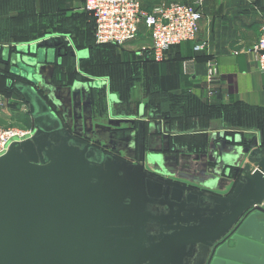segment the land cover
Segmentation results:
<instances>
[{
    "label": "water",
    "instance_id": "1",
    "mask_svg": "<svg viewBox=\"0 0 264 264\" xmlns=\"http://www.w3.org/2000/svg\"><path fill=\"white\" fill-rule=\"evenodd\" d=\"M20 58L34 134L0 156V264H264V147L222 153L228 170L248 156L224 198L173 183L144 168V106L133 164L70 134L42 96L62 108L40 75L54 61Z\"/></svg>",
    "mask_w": 264,
    "mask_h": 264
},
{
    "label": "crops",
    "instance_id": "2",
    "mask_svg": "<svg viewBox=\"0 0 264 264\" xmlns=\"http://www.w3.org/2000/svg\"><path fill=\"white\" fill-rule=\"evenodd\" d=\"M200 8L202 19L195 41L170 48L165 61L156 63L142 52V48L151 45L149 32L143 24L139 26L138 41H133L124 49L142 45L143 38L148 40L147 47L128 49L125 55H132L140 60L143 68L146 66L147 79L155 88L175 96L186 93L205 105L229 109L231 113L247 112L248 118L254 112L258 113L261 126L253 122L245 126L227 125L224 118H209L204 130L193 128L181 132L177 129L181 120H175V129L172 130L166 116L157 115L161 117L158 119L146 110L147 100L140 89L139 93L135 89L134 94L127 95L114 91L116 89L112 88L109 77L86 70L89 69L87 63L95 61L93 57L100 49L91 48L93 27L84 10V0H0V61L11 58L17 47L25 44L38 46L42 43L43 49L52 46L61 53L68 52L71 56L69 67L82 76V82L103 79L101 82L105 83L106 90L103 93L84 86L76 89L74 83L69 84L66 79L67 64H45L40 75L46 78L47 83H55V95L61 100V107H87L84 119L89 118L92 128L114 129L117 126L131 128L137 119L138 106L144 105V116L148 121L146 155L154 158L146 161V171L152 173L158 168L161 172L157 177L224 198L234 188L248 156H242L239 164L228 170L226 166L217 167L221 164L222 153H235L234 147L246 148L253 143L264 147V75L249 52L264 24V0H203ZM201 42L206 44L205 50L196 53L194 46ZM81 50L85 52L83 56L78 54ZM60 59L62 57L57 58L58 61ZM186 59L195 60L193 76L182 72V61ZM208 59H215L221 79L213 88V96L209 95L212 88L206 82L205 62ZM123 65L126 67L127 63ZM130 73L135 72H125L126 76ZM60 81L61 85L56 84ZM109 90L114 96L112 99L107 97ZM115 93L122 101H118ZM14 100L22 108L13 114L29 117L23 110L27 105L21 102L20 97L16 95ZM97 107H103V111L99 112ZM121 115L129 116L118 118ZM79 117H82L81 114ZM191 120L196 125L200 121L199 118ZM213 178L217 179L216 185L207 187L206 184Z\"/></svg>",
    "mask_w": 264,
    "mask_h": 264
},
{
    "label": "built area",
    "instance_id": "3",
    "mask_svg": "<svg viewBox=\"0 0 264 264\" xmlns=\"http://www.w3.org/2000/svg\"><path fill=\"white\" fill-rule=\"evenodd\" d=\"M203 0H191L190 3H170L153 12H145L139 0H84V10L93 20V37L96 45L121 46L133 41L143 24L149 32L151 45L142 48L152 61L161 63L166 60L167 51L185 42L195 41L202 19L201 3ZM254 1V0H249ZM204 42L194 46L196 53L205 50ZM258 70L264 75V24L260 35L249 48ZM206 64V82L212 91L220 83V75L215 59H208ZM195 60L182 61V72L193 76ZM2 103L0 102V108ZM25 112L28 108L25 107ZM34 128L0 127V156L4 155L13 143H21L32 137Z\"/></svg>",
    "mask_w": 264,
    "mask_h": 264
},
{
    "label": "rangeland",
    "instance_id": "4",
    "mask_svg": "<svg viewBox=\"0 0 264 264\" xmlns=\"http://www.w3.org/2000/svg\"><path fill=\"white\" fill-rule=\"evenodd\" d=\"M143 10L145 12H153L156 9H159L163 6H166L170 3H184V0H139ZM135 41H138V38L136 37ZM128 42L124 45L121 46H114L112 45H105L102 47H99V51L96 52L95 61L87 63V66L89 69L87 71L92 72L95 75H103L109 77L111 80L112 84L115 86L116 90H124L123 92L119 91L120 93H123L125 95L133 93L134 90L136 89L137 92L139 93L138 89H140V92L144 91L145 93V99L149 100V96L152 92H155V87L151 81L147 79V68H143V66L140 64V60L137 58H134L131 56L127 57L125 55L126 50H138L139 47L146 46L148 45V40L146 38H143L142 42L143 44L140 46H133L130 48L124 49L126 45H129L132 42ZM28 47L29 50H28ZM30 51V54H29ZM85 52L78 51V54L82 55ZM33 54V55H31ZM20 56L24 57V62H30L33 59H42V60H52L54 61V56L53 53H50L49 50L43 49V48H38L35 46V44H25L23 46H18L16 49V52L13 53L12 57L10 60L12 63L14 62V66H11V70L13 73L16 74H23L24 72L22 69L26 70L28 69L23 65L21 62ZM29 58V59H28ZM30 60V61H28ZM115 63L116 66H115ZM126 67H124L123 64H126ZM145 69V70H144ZM135 72L130 73L128 76H126L125 72ZM139 73V74H138ZM103 79H94L91 85L95 87H100L101 85L105 83H101ZM133 88V89H132ZM0 102L2 103V106L0 108V127L2 128H8V127H17L20 129H29L33 128L32 124V119L29 117H26L21 114H13L18 111V109L21 110L22 105H19L18 102H15L14 98L16 97L15 94L9 95L10 91L5 87L4 83L0 81ZM15 95V96H14ZM112 99L113 94H108V98ZM156 98V97H155ZM158 99V98H157ZM156 99V101H157ZM16 104V105H15ZM18 105V106H17ZM25 107H23V110ZM160 115V114H159ZM157 116V115H156ZM163 116V115H160ZM207 119V118H206ZM206 119L199 121V123L196 125L194 120L191 122L188 120V128H197L199 130H204V125H206ZM194 124V125H192ZM208 125V124H207ZM179 128V125H178Z\"/></svg>",
    "mask_w": 264,
    "mask_h": 264
},
{
    "label": "trees",
    "instance_id": "5",
    "mask_svg": "<svg viewBox=\"0 0 264 264\" xmlns=\"http://www.w3.org/2000/svg\"><path fill=\"white\" fill-rule=\"evenodd\" d=\"M89 19L91 20L93 27L94 26L93 20L91 19L90 16ZM102 46L96 45L94 43V37H93V45L91 47L92 50L99 49V47ZM115 47L116 46H114V48ZM61 57H62V64H67V69L69 70L72 69L69 67L70 66L69 60L71 59L70 54L68 52H65ZM10 67H11L10 58L6 59L5 61L3 60L0 61V81L3 82L5 87L10 91L9 95L12 94L17 95L20 97L21 102H23L20 94L16 91L15 86L16 85L29 86L30 83L21 79L19 76L12 74ZM112 88H115V86L112 85ZM155 89H156L155 92H152L149 96V100L146 101L145 108L147 111L152 112L154 115L160 114L166 116L170 123V129L172 130L175 129V126L173 125L175 123V120H181L182 123L178 124L179 128L177 125V129L180 130L181 132H184L193 129V128L190 129L188 128V126L190 125L188 124V120L192 122L193 120H191V118L192 119L199 118L200 121H202L204 120V117H207L206 119L207 121L209 118H213V119L224 118L223 120H225V124L227 125L235 124V125L245 126L253 122L256 123L258 126H261V121H259L260 115L258 113L254 112L255 115L253 113L252 117L248 118L249 113L247 112L231 113L229 109H224V108L221 109L219 107L214 108L205 105L204 103L200 102L198 99L186 93H182L180 95L175 96L166 91H162L157 88ZM114 91L123 92L124 90H114ZM145 93L146 92L143 89L144 96ZM239 107H244V106H239Z\"/></svg>",
    "mask_w": 264,
    "mask_h": 264
},
{
    "label": "flooded vegetation",
    "instance_id": "6",
    "mask_svg": "<svg viewBox=\"0 0 264 264\" xmlns=\"http://www.w3.org/2000/svg\"><path fill=\"white\" fill-rule=\"evenodd\" d=\"M57 55H55V59L53 63L50 64H55L57 63L59 66L63 65L62 64V59L61 62L60 60H57ZM65 76L66 79L68 80L69 84H72V82L74 83L73 85L75 86L76 89H80L86 87L87 89H90L92 91L96 90V91H100L104 93V90H106V85L103 84L100 87H95L93 85H91V83L93 82V80H85V83L82 82V76L79 75V73L75 72L74 69H67V71L65 72ZM76 83H78V85H75ZM102 83V82H101ZM56 84H60L61 85V81L60 82H56ZM84 84V85H82ZM51 85L55 87V83L51 82ZM60 85H56V86H60ZM107 97L108 94H112V92L109 90V93H107ZM118 101H122L121 97L118 95H116V93L114 94ZM42 96L44 97L45 101L51 105L52 107V111L56 114V116L58 117V119L61 121L62 126L72 135H74L76 138L83 140L87 143H89L90 145L96 147L97 149L101 150L103 153L109 154L111 156H114L116 158L128 161L130 163H137V156H138V152H137V144H135L134 150H130L128 148V145L130 142H132V140H135L136 143V138L137 136L134 134V137L130 136V132L131 131H137V119L136 122L133 124V126L130 128V126H127L126 128H122V126H117L114 129H103V128H98V129H94L91 127L89 121V118L84 119V113L85 115L87 114V107H74V108H57L54 107L51 103V101L49 100V98L42 93ZM144 106V105H143ZM139 109L140 107H142V105L138 106ZM85 110L83 112V110ZM99 112L103 111V107H97ZM139 109L137 112V115L139 113ZM91 112V108L90 111ZM81 114L82 117H79V115ZM129 115H121L118 118H128ZM93 122V119H92ZM94 123V122H93ZM146 151H147V147H146V138H145V155H146ZM145 162H144V168L146 167V161H151L148 160V156H145ZM151 157V156H150ZM161 172L160 169L155 168V170L149 172L152 175L155 176H159V173Z\"/></svg>",
    "mask_w": 264,
    "mask_h": 264
}]
</instances>
